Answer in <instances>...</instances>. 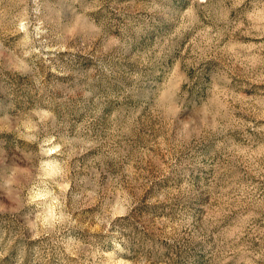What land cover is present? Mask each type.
<instances>
[{"label": "rangeland", "instance_id": "1", "mask_svg": "<svg viewBox=\"0 0 264 264\" xmlns=\"http://www.w3.org/2000/svg\"><path fill=\"white\" fill-rule=\"evenodd\" d=\"M0 264H264V0H0Z\"/></svg>", "mask_w": 264, "mask_h": 264}]
</instances>
